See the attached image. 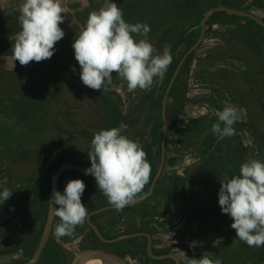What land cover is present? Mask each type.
<instances>
[{
    "label": "rangeland",
    "instance_id": "obj_1",
    "mask_svg": "<svg viewBox=\"0 0 264 264\" xmlns=\"http://www.w3.org/2000/svg\"><path fill=\"white\" fill-rule=\"evenodd\" d=\"M226 1L232 0H177L178 5L173 4L175 5L173 7L185 14L183 18L185 20L181 19V23L188 19H194L202 11L206 12L212 7L223 5L222 3ZM110 2L117 4L123 12V18L129 24H136V20L138 19L144 20L149 18L153 10H150L148 6L152 3H157L156 0H110ZM211 2H215V5H212ZM258 2L259 6L255 5L252 13L263 18L264 0H257ZM23 3L24 0H0V191L4 188L13 191L15 184L11 185L8 180H3V178L7 174L10 175V173L13 175L18 170V167H20L19 171H21L22 176H29L30 174L31 176L36 175V172H39L40 162L44 155L41 150H45L44 147L47 145H49V149L47 147V150L51 153V159L55 158V160L59 159L63 162L65 159H70L66 148L71 144L72 154L81 153L85 164L90 166L91 161L88 156V152L91 150L90 140L94 138V135L98 131L103 130V122L107 114L111 116V119L116 116L111 113L108 107L103 106L100 98L97 96L91 97L92 93L87 88H82L83 92L87 93L86 98H84L85 96L83 94L70 91L73 89H68L69 84L66 85L61 82L62 80L68 79L69 82L72 80V88L73 85L83 87L84 84L80 79V65L74 57L71 59L75 54L72 45L77 35L86 26L89 14L92 11H99L104 4V0H61V6L64 9L62 15H64L65 19L60 24V27L65 32V36L55 44L56 51L53 56L54 59H61L64 63L68 61L69 64L67 67L71 69L68 70L71 73L65 72L64 74L62 70L63 66H58L57 64L50 65L49 67L48 63L54 61V59L50 58L48 59L49 61L30 62L29 65L25 66V71L31 74L30 78H27L26 75L21 76L18 74L17 61H15L12 53V46L15 43L16 36L22 30L19 23V16L20 6ZM188 11L190 12L188 13ZM150 22L148 19L145 21L148 25L154 23ZM241 23L243 22L239 21L238 23H234L233 26L227 25L226 23H216L211 26L208 23L203 41L194 51V57L188 65L187 71L182 72V79L186 81L188 88L186 90L182 86L179 90L187 91L188 95L182 101H180L179 93L177 96L179 101L175 97H169L168 100L167 106L169 108V118L172 125L168 133L167 157L177 158V156L182 155L180 154L179 144L182 141L186 143L187 134H183L182 132L184 128H191L196 124L199 126V121H202V117L209 116V112L217 113L222 111L226 106V101L231 104H234L235 101L245 103L246 109L256 118V121L253 122V129H250L248 126V129H244L240 134L241 141L247 146V148H244L247 151L246 158L252 157L249 159L259 160L256 157L264 156V152L262 154V149L256 141L257 135L264 140V94H262L264 92V75L262 69L258 67L261 65L260 58L258 59L246 47L234 45V37H232L233 41L230 44L224 45L226 42L225 36H230L235 30V26ZM178 25L174 20L172 25L168 23L159 29L163 33L166 32L163 41L159 43V55H162L163 49L166 46L170 48V54L173 53V42L181 32L182 27L180 25L181 27L178 28ZM223 53L228 55H222ZM249 57H254L256 62L252 61ZM255 63H259L257 66L259 69L257 70L253 66ZM73 67L75 71H73ZM36 70L37 78H34L32 74ZM113 75L112 85L103 91L100 90L102 94L99 96L104 98V93L119 92L122 99L119 107L122 109V112L129 113L134 99L136 101L141 90L137 88L133 92H129L127 82L115 73ZM227 85L229 88L225 87ZM164 87H162V91H164ZM229 90L237 91L234 92V96H231L232 93ZM225 93L231 95H226ZM26 94L31 96L27 98ZM75 95L78 97L75 98ZM108 96L111 97V94H108ZM144 96H146L145 93H143L142 97ZM89 99L94 102L93 105L95 106L90 104ZM111 99L115 102L112 97ZM176 106L180 108L179 112L175 111L178 109ZM56 118L61 122V125ZM244 119L247 121V125H249V117L246 116ZM129 121V119L125 120L123 123L129 125ZM57 125L61 126V130H64L62 137L65 135V138L60 142L53 141L50 138L51 134H60V132H51V130L58 131ZM130 127L128 126L130 130L124 133L128 137L129 134L134 132ZM200 127L202 129L204 126ZM195 130L197 133L199 132L198 127ZM80 134L87 138H82ZM15 135H17L16 138ZM161 137L162 134L160 133L156 138L157 149H159L158 143H160ZM210 137V131H203L197 136V140L205 141V139H209ZM236 137L233 135V137H228L227 141L217 142L214 150L209 153L210 155L207 154L205 157L200 154L194 155V153L191 157V152L187 153L185 157L182 155L184 158L183 161L186 163L185 166L187 167L192 164L196 157H201L199 160L200 163H205L209 155L213 161L215 160L213 163H216L212 164L215 168L213 172L223 168V172L227 175L228 171L226 169L228 167L232 171L234 147L236 145L239 147L238 142L235 143L233 141ZM14 138L19 143L11 145ZM190 141H194L193 143L191 142V146L196 145L197 141ZM48 142L54 145L53 148ZM239 144L241 143L239 142ZM58 145L61 148L59 147L57 151L51 152V149L56 148ZM191 146L189 147L190 149ZM193 151L197 152L194 147ZM17 155L20 158L17 159L16 165L13 166L12 163ZM27 156L29 157L28 160L26 159ZM51 161L49 163H52ZM47 170L48 168L45 171ZM216 175L219 174L216 172ZM169 178H171V175L166 170L164 172V178L161 180L164 187L169 182ZM219 181L220 179L217 182ZM213 184L214 181L212 180L205 184L204 188L213 190ZM38 188H43V185L38 184ZM215 199L219 204V197ZM203 201L207 203L206 200ZM213 205H215L214 202L211 206ZM139 207L140 205H137L135 208L138 209ZM217 207L213 211L215 215L214 222L208 226L210 231L206 233V238L200 240L185 239V242L188 243L186 246L193 247V254L189 258L185 253L183 254L187 262L186 264H188L190 258H202V253L204 252H207V255L212 260H221L222 264H260L259 260L253 257V254L256 249L261 248V250H264V247H249L245 242L238 239L236 237V231L231 228L232 218H228L227 214H223L222 210L220 211ZM199 214L202 220L207 218L204 221L209 222L206 213L199 212ZM180 222L185 224L183 223V219ZM182 227L184 228L185 225ZM208 228L206 229L207 231ZM194 233L193 235L196 236H201L202 234L199 232Z\"/></svg>",
    "mask_w": 264,
    "mask_h": 264
},
{
    "label": "flooded vegetation",
    "instance_id": "obj_2",
    "mask_svg": "<svg viewBox=\"0 0 264 264\" xmlns=\"http://www.w3.org/2000/svg\"><path fill=\"white\" fill-rule=\"evenodd\" d=\"M184 47L180 52H183V56L188 50ZM175 51H173V53ZM179 63L177 67L179 66ZM183 68L184 67L179 71L175 82L179 79V76H181L180 79L182 78V72L184 71ZM168 72L169 70L167 73ZM166 75L161 83L159 82L160 77L154 79L155 83L152 88L157 90L156 93H158V95L162 94V87L165 84ZM168 85L165 86L163 91V99ZM183 88H186L187 90L188 87L185 86ZM235 91L237 90L230 91L232 95L228 93L225 94L234 96L233 93ZM186 95H188L187 91L185 92V96ZM231 96L229 97L231 98ZM169 97L173 98L170 94ZM232 105L246 109L245 103H238L235 101ZM118 110L122 112L120 107ZM175 111L179 112V109H176ZM122 113L125 120H130L128 126H131L130 128L134 131L129 134L128 138L140 143L146 153V158L150 163L151 169L156 170L154 172L155 177L161 165L162 158V137L160 143H158L159 149L156 148L157 139L155 143L152 139V132L156 129L157 125V114L152 116V112L147 109V105L144 104L143 107L138 98H136V101L134 99L129 113ZM208 114L209 116L202 117V121H199V126L196 124L194 127L196 129L198 127L199 132L201 131L200 126L209 129L211 132V137L209 139L198 141L197 136L200 133H197L194 127L187 129L184 128V130H182L183 134H187L186 143L182 141L181 144H179V150L182 152H180V154L184 155V157L189 152H191V157L193 156V153L194 155L200 154L205 157L214 150L217 142L228 140V137L221 139L217 134L212 132V124L218 121V117L214 112H209ZM166 115L167 132L169 133V128L172 123L169 118L170 112L168 106ZM127 116L129 117L126 119ZM246 116L249 117L250 123L253 120V114L247 110ZM48 126L51 128L50 125ZM57 127L58 131L51 130V132H60V134H51L50 138L53 141L56 140L60 142L65 138V135L62 137L64 130H61V126L57 125ZM113 127L118 128L119 125L114 124ZM221 127H223V125H221ZM233 127L236 130L234 136H237L233 141H235V143L238 142L237 144L239 147L237 145L234 147L233 167L232 171L229 167L226 169V171H228L227 175L223 172V168L213 172L215 168L212 164L216 163H213L215 160L213 161L210 158V154L208 155L207 162L200 163L199 160L201 157H196L193 163L187 167L185 166L186 163H184L182 155L177 156V158L170 156L167 157V143L163 171L153 193L142 202L127 205L120 211H116L113 206L108 203L107 197L98 190L94 178L73 170L64 172L59 179V191L63 194L64 189L70 180H83L86 189L81 196V201L88 210L89 215L87 216L85 223L81 226H77L71 236H63L60 238H57L54 234L55 227L60 224V218L55 216L51 234L36 264H72L77 255L87 251H100L110 255H117L127 261L128 264H177V260L180 264H186L187 262L183 257V254L185 253L189 258V256L193 254V247L186 246L188 243L185 242V239L191 238V240H200L206 238L203 234H201V236H196L193 235V233L196 229V232L201 233L200 230L202 226H210V224L214 222L215 215L213 211L216 210L215 208L217 206V209L219 208L221 211V206L215 199L219 197L218 193L221 187L220 181L217 182L218 179L222 180L226 176L231 178L238 175L239 170H237V163H239V167H241L247 159L252 158H246L247 151H245L244 148H247V146L240 139V134L244 129H248L247 121L243 119V121L237 122ZM128 130L130 129H127V131ZM158 131V134L161 133L163 135V116L162 124L159 126ZM190 140L197 141L196 145L191 146V142L193 143L194 141ZM239 142L241 144H239ZM48 146L49 145L46 147L43 146L45 150H41L44 155L40 162L41 165L38 169L39 172H36V175L31 176L30 174L29 176H22L18 167V170L15 171L13 175L10 173V175L7 174L8 178L7 176L3 178V180H8L11 185H15L13 191H11L13 192L12 196L3 204H0V207L16 204L23 205L27 201L28 204L25 207L15 209L0 223V264H26L34 257L42 241V236L48 219L52 177L60 166L69 162L81 165L85 168L91 166L85 164L81 153L72 154L70 148L71 144L66 148L70 159H65L63 162L59 159H51V153L47 150ZM50 146L53 148L54 145L50 144ZM190 146L191 149L189 148ZM59 147L61 148V146L58 145L56 148L51 149V152L57 151V148ZM193 147L197 152L193 151ZM259 147H261L263 154L264 146L259 145ZM61 152L64 153L62 150ZM261 156L262 157L256 158L261 162H264V156ZM26 159L28 160L29 157L27 156ZM50 160H52V163H49ZM47 163H49V165H47ZM47 168L48 170L45 171ZM166 170L171 175V178H169V182H167V185L164 187L161 180H163L164 172ZM216 172L219 175H216ZM154 177L151 182L145 185V188L137 198L142 197L149 192ZM212 180L214 181L212 187L213 190L204 188V185ZM38 184L43 185V188L37 189ZM203 200H206L207 203ZM201 201L202 203H200ZM213 202L215 205L211 206ZM137 205H140L138 209L135 208ZM199 212L206 213L209 222H202L203 220L199 217ZM227 217L231 218L228 214ZM181 219L184 220L183 223L185 224L180 222ZM184 225L185 227L183 228L182 226ZM133 234H135V236L127 237L128 235ZM150 244L152 252L156 256L162 258L157 259L152 257L149 251ZM257 250L261 251V248L256 249V251ZM255 258L258 259V256L256 255Z\"/></svg>",
    "mask_w": 264,
    "mask_h": 264
},
{
    "label": "clouds",
    "instance_id": "obj_3",
    "mask_svg": "<svg viewBox=\"0 0 264 264\" xmlns=\"http://www.w3.org/2000/svg\"><path fill=\"white\" fill-rule=\"evenodd\" d=\"M63 12L61 0H24L19 16L22 30L12 46L15 61L27 66L54 55L55 44L65 36L60 27L65 19ZM150 31L146 23H127L117 4L104 0L99 11L89 14L86 26L72 45L82 83L103 91L112 85L115 73L127 82L129 92L137 88L150 90L154 78L162 77L173 59L168 46L162 55H153L156 49L147 40ZM132 34L144 38L137 41ZM225 104L216 113L218 121L212 124V132L221 139L235 135L233 126L247 115L246 109L227 101ZM127 129L128 125L121 123L118 128L98 131L88 152L91 166L85 169V174L95 178L98 190L116 211L135 202L151 174L145 151L138 141L124 134ZM239 173L220 180L219 205L222 213L232 218L231 228L238 239L249 247H264V162L249 159L241 165ZM85 189V182L75 179L67 183L63 194L53 190L50 201L58 206L54 215L60 218L54 230L57 238L71 236L77 226L85 223L89 215L81 201ZM12 194L8 188L0 191V204ZM188 264H222V261L212 260L204 252L202 258H190Z\"/></svg>",
    "mask_w": 264,
    "mask_h": 264
},
{
    "label": "trees",
    "instance_id": "obj_4",
    "mask_svg": "<svg viewBox=\"0 0 264 264\" xmlns=\"http://www.w3.org/2000/svg\"><path fill=\"white\" fill-rule=\"evenodd\" d=\"M156 1H157V3H152L151 4L152 6L151 5L148 6L150 8V10H153V13L151 14L152 17L150 16L149 18H146L144 20H140V19L136 20V23H145V21L147 19L150 20L151 22H154L153 24L149 25L151 31L148 33V36H147L148 42L151 43L153 45V47L156 49V52H154L153 55H159V53H160V50H159V48H160L159 45L160 44L159 43H161L163 41V38L165 37V34H166V32L163 33L161 30L159 31V29L163 28L164 25L168 24V23L170 25H172L174 20H175V22L177 24H179L178 28H180L181 26L182 27H181V32L179 33V35L177 36V38L173 42L172 51L176 50L182 44H185V47H184L185 49H190L197 42L198 38L201 35L202 29H201V27H197V26L201 23L205 12L202 11L194 19H188L185 22H181L180 23L181 19L185 20V19H183L185 14L183 12H181L180 10L176 9L175 7H173V6H175L173 4H177V0H156ZM211 4L215 5V2H211ZM222 4L226 5V6H229V7H233V8H237V9H241V10H245V11H249V12L253 11V7L255 5L259 6V2L257 3V0H232V1H226V2H224ZM147 5H148V3H147ZM189 12L190 11H188V13ZM178 14H180V15H178ZM179 16H181V17H179ZM262 19L264 20V17ZM239 21H241L243 23L238 24L237 26H235V30L230 34V36H225V41L226 42H225L224 45L230 44L233 41L232 37H234V41H233L234 45H240L241 47H246L250 52H252L255 56H257L258 59L260 58L261 65H259V63L258 64L255 63L253 66H255V70L261 68L262 71H263V75H264V29H263L262 26H260L255 21L249 20L247 18H242V17H238V16H234V15H229L226 12H217V13H215L211 17V19L209 21V24H211V26H212V25H214L216 23L217 24L218 23H226L227 25H232L233 26L234 23H238ZM209 30H208V32H209ZM132 35H133L134 39L137 40V41H139V39H143L144 38L142 36L137 37L135 34H132ZM221 46H223V45H221ZM222 55H225V54L223 53ZM227 55H225V56H227ZM182 56H183V52L180 53L178 56H175V55L173 56L169 72L167 73L166 78H165L164 86L168 85V83H169V81H170V79H171V77H172V75H173L178 63L180 62V59H182ZM73 57L75 58V54L71 57V59ZM193 57H194V52L187 58V60H186V62L184 64L185 67L183 68V70H184L183 73L185 71H187V67L190 64V62H191ZM249 58L252 61L256 62V59L254 57H249ZM51 59H54V56H52ZM71 59L69 60L70 64H71ZM46 61H49V60L47 59ZM32 62L35 63V61H32ZM54 64H57L58 66H63L62 70H63L64 74H65V72L71 73V71L70 72L68 71V70H71V69H69V67H67L68 64H69L68 61H66V63H64L61 59L58 60V59L55 58L53 62H49L48 63V66L50 67V65L52 66ZM17 66H18L17 67V72H18L19 75H21V76L26 75L27 78H30L31 74H28L25 71V66L20 65L19 61H17ZM70 68H71V66H70ZM32 75H34V78H35L36 75H37V70ZM40 80H42V79H40ZM46 80H47V78H46ZM71 81L69 82L68 79H67V80H62L61 82H63L66 85L69 84L68 89H73V90H70V91H75L76 93L78 92L79 94L81 93V94H83L85 96L84 98H86L87 93H84L82 88H84V87L87 88L88 91H90L92 93V95L90 94L91 97L92 96H95V97L97 96L98 98H100V101L103 104V106L104 107H108V109L111 110V113L116 115L113 119H111V116L109 114H107L106 117L104 116L105 120L103 122L104 123L103 130H109L110 127L111 128H115V127H113L114 124H117V125L120 126V124L123 123V121H125V118L123 117V113L118 110L119 109L118 106H120V104L122 102L121 95H120L119 92L113 91V92H110V93H104L105 97L102 98L101 96H99L100 94H102L100 91L90 89L87 86L83 85V87H78L76 85H73V88H72ZM182 86L183 87L186 86V81H184V79H182V78L181 79L179 78L175 82V84H174V86H173V88L171 90L170 96L171 97H175L179 101V98L177 97L178 93H179L180 101L185 99V97H186L185 96V92L183 90L182 91L179 90V89H181ZM225 87L229 88L228 85L225 86ZM79 88H81V89H79ZM156 92H157V90L151 87L150 90H141L139 92V95H138V99H139V101H141L142 106L144 107V104H146L147 105V109L152 112V116L157 114L156 129H154V131L152 132L153 133L152 134V139L154 140L153 141L154 143L156 141V137L158 136V132H159L158 128L162 124L161 102H162V99H163L162 98L163 97L162 96L163 95V91H162L161 95L157 94V96L155 94ZM95 93H97V94H95ZM143 93H145L146 96L142 97ZM108 94H111V97L113 98L115 103L112 101L111 97L108 96ZM262 94H264V92H262ZM26 95H27L26 96L27 98H29L31 96V95H28V94H26ZM233 95H234V93H233ZM74 97L77 98L78 96L75 95ZM108 97H109V99H108ZM89 102H90V104L92 106H95V105H93L94 102L91 101V99H89ZM178 109L180 111V108H178ZM252 118H253V120L248 125L250 127V129H253V127H254L253 122L256 121V118H255L254 115H253ZM58 122L61 125V122L59 120H58ZM203 131H207L208 132L209 129L204 127L198 133H202ZM16 137H17V135H15V138ZM81 137L85 138V139L87 138V137H84L82 135H81ZM15 138H14V140H12L11 145H15V144L19 143V141L17 142V140ZM90 141H92V140H90ZM256 141H257L258 145H263L264 146V140H262L258 135L256 137ZM0 143H1V138H0ZM151 150H150V152H151ZM148 153H149V151H148ZM19 158L20 157H18V155L14 158V161L12 163L13 166L16 165V163H17L16 161ZM155 171L156 170L151 169L149 182H151V180L153 179ZM203 222H205V221L203 220ZM207 228H208V226H205V227L202 226L201 230H200L201 233L203 235H205V236H207L206 233L210 231L209 228H208V231H207L206 230ZM256 255L258 256L257 260H259L260 263L263 262V260H264V250L262 249L261 251H259V250L255 251L253 257L255 258Z\"/></svg>",
    "mask_w": 264,
    "mask_h": 264
},
{
    "label": "water",
    "instance_id": "obj_5",
    "mask_svg": "<svg viewBox=\"0 0 264 264\" xmlns=\"http://www.w3.org/2000/svg\"><path fill=\"white\" fill-rule=\"evenodd\" d=\"M217 12H226L229 15H234V16H238V17H242V18H247L249 20L257 22L264 29V20L261 17H259L258 15L254 14L252 12H249V11H245V10H241V9H237V8H233V7H229V6H225V5H220V6L212 7V8L208 9L205 12L201 23L197 26V27H201V29H202L201 35L198 38L197 42L185 53V55L181 59V61L179 63V66L177 67L176 71L174 72L173 77H172V79H171V81H170V83L168 85V88L166 90L164 99L162 101L163 135H162V141H161V143H162V145H161L162 146L161 147L162 148V151H161L162 152L161 165H160V167H159V169H158V171H157V173H156V175L154 177V180L152 181V185L150 186L149 192L146 195L137 198L135 200V202L130 203L129 205H133L135 203L142 202L144 199H146L147 197H149L153 193V191H154V189H155V187L157 185V182H158V180H159V178H160V176L162 174V171H163V166H164V162H165V155H166V145H167V140H168V134H167L168 133L167 132L168 128H167L166 110H167V105H168L167 101H168V98H169L170 91H171L172 86H173L176 78L178 77L179 71L183 67L185 61L199 47V45L203 41V39L205 37L207 25H208L211 17ZM183 47H184V44L181 45L174 53L171 54L172 57H173V55H178L181 52ZM169 67H170V65L168 66L167 71L169 70ZM167 71L164 73V75L162 77L159 78V82L160 83L164 79ZM85 169H87V168H85V167H83L81 165H77L75 163H71V162L62 164L60 166V168L53 174L52 183H51V196H52L53 190H58L59 191V179H60L61 175L64 172H66L68 170H73V171L85 174ZM239 169H240L239 163H237V170H239ZM239 174L240 173L238 172V175ZM87 176H90V177L94 178L92 175H87ZM50 200H51V197H50ZM27 204H28V201L25 202L23 205L16 204V205H8V206L0 207V223L2 222V220L6 219L15 209H19V208L25 207V206H27ZM56 207H57V205H55L54 201L53 202L50 201L49 214H48L46 227H45V230H44V233H43V236H42V241H41L40 246H39L37 252L35 253L34 257L26 264H36L37 263V261L39 259V256H40V254H41V252H42V250H43L45 244L47 243V240H48V238H49V236L51 234V231H52V228H53V223H54V218H55L54 211H55ZM132 236H135V234L128 235L127 237H132ZM149 251H150V254L152 255V257L157 258V259L162 258V257L156 256L152 252L151 244L149 245ZM91 256L101 257L102 259H104L105 261L109 262L110 264H128L127 261H125L120 256L110 255V254H107V253H104V252H100V251L82 252L81 254H79V255H77L75 257V259L73 260L72 264H83V262L87 258H89ZM177 264H180L178 260H177ZM261 264H264V260H263V262Z\"/></svg>",
    "mask_w": 264,
    "mask_h": 264
},
{
    "label": "bare ground",
    "instance_id": "obj_6",
    "mask_svg": "<svg viewBox=\"0 0 264 264\" xmlns=\"http://www.w3.org/2000/svg\"><path fill=\"white\" fill-rule=\"evenodd\" d=\"M83 264H110L109 262L105 261L101 257L98 256H91L87 258Z\"/></svg>",
    "mask_w": 264,
    "mask_h": 264
}]
</instances>
